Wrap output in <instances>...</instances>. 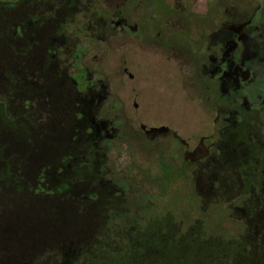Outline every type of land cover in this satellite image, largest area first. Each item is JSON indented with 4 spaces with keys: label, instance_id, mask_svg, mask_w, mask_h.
<instances>
[{
    "label": "rangeland",
    "instance_id": "obj_1",
    "mask_svg": "<svg viewBox=\"0 0 264 264\" xmlns=\"http://www.w3.org/2000/svg\"><path fill=\"white\" fill-rule=\"evenodd\" d=\"M0 7V25L20 24L16 40L0 26V96L19 84L21 101L35 100L16 126L48 155L60 132L62 152L66 138H88L67 192L48 189L68 182L71 168L31 165V182L44 178L48 188L38 187L42 204L32 203L38 211L50 205L44 199L56 205L39 218H48L51 233L64 227L62 264L73 258L68 247L83 248L71 264H264V149L251 141L262 134L264 142V0H0ZM238 24L259 47L245 64H233L234 54L208 36L230 38ZM7 103L14 114L19 102ZM219 117L218 134L238 151L227 187L216 173L203 180L186 166L174 138L144 135L165 126L191 144ZM8 123L6 137L17 142ZM8 196L2 216L23 203ZM1 240L0 259L34 264L30 245L11 243L9 253ZM47 253L48 244L36 255Z\"/></svg>",
    "mask_w": 264,
    "mask_h": 264
},
{
    "label": "trees",
    "instance_id": "obj_2",
    "mask_svg": "<svg viewBox=\"0 0 264 264\" xmlns=\"http://www.w3.org/2000/svg\"><path fill=\"white\" fill-rule=\"evenodd\" d=\"M0 26L2 27L3 31H6L8 33L9 38L12 39L14 38V40H16L17 37L19 36V35L15 36V34H13L15 31L14 29L15 26L20 34V24L13 26L12 25H0ZM3 44L2 42L0 44L2 48L4 47ZM5 60L3 59V61ZM15 77L18 76L13 75L10 81L11 84L14 83V86L17 84L16 83L17 80ZM16 87L18 89L21 88L19 84H17ZM16 87H10V89L8 90L9 91L8 94L0 96V127L2 131L0 135V151H1L0 152V201L3 200L4 195L8 192L9 196L11 197H14L16 194H20V198L23 203L19 204L18 206L9 205V207H12V210H10V212H8L7 214H4L5 216L4 215L2 216L0 212V243H2L1 239H3V243H4L3 245L6 246L7 250L9 249V253L12 252L11 243L13 247L15 245L25 244V243L30 245L31 246L30 248L32 249L31 253L33 254V256L36 257L34 260V264H37L39 260H43V264H53L52 262H54V260H56L58 264H62L63 263L62 261L65 260V256H66V255L63 256L65 251H64V246L62 245L63 243H61L62 240H60L63 238V236H61V238L57 236L61 234L58 233V231L63 230L64 227L62 226V229L56 227V230L58 231H56L55 233H51L49 231V228H47L49 222L48 218H46L47 211H50V209L54 210L56 208V205L51 203L49 200L44 199L43 201H46L50 204L45 208L43 205H40L42 204L40 198L36 199L35 196L33 195L34 193H37L38 187L47 188L46 187L47 184L45 183V185H41V183H43L45 180L44 178H42L43 176H41L42 178L41 180L38 179L31 182L30 178L31 176H34L33 175L34 169L31 168V165L34 166L38 165V167H41L40 169L48 170L50 166L48 165V163L50 164L54 163L55 164L54 166H56L58 165V161H60L62 167L67 166L71 168L69 172V177L67 178L68 182H60L52 190L47 188L48 191L49 190L54 191L55 188L59 187L64 192H67L68 191L67 189L70 188L71 182L73 180V176L77 174L76 167H80V165H76V164H80L82 157L88 154V151H90L87 142L88 138L85 140H83L82 138L81 139L82 144H79V140H80L79 136H76L75 138L73 137L68 138L69 139L68 142H66L67 141L66 138L65 144L67 146L66 147L67 149L62 152V150L57 148L58 146H62L61 143L64 141V138L61 136V132H60V137L58 139L60 144L58 143L57 145H55V143L53 144L55 145V147L50 155L43 154L41 150H43L42 148L44 146L43 147L41 146V142L38 143L40 140L39 139L36 141L33 140L29 133H27V135L24 134L25 132L24 128L16 126L21 122V118L25 117L24 111L27 110L29 111L33 109L35 106V100L33 99L34 95H32V97L26 100L21 101L22 98L19 95H17L18 92H20V90H17ZM42 92H44L43 89L42 90L37 89L36 92L34 93H38V95L41 96ZM15 96H17V100H14ZM9 100L12 102H17V104L19 102V104L16 105L17 107H15L14 109V114L9 113L8 103H7ZM48 108L51 109L52 106L49 105ZM4 116L8 119L7 122ZM48 116L50 117V114ZM26 120L28 121L29 119ZM5 123H8V125L11 126L10 128L14 127L15 132L20 134V137L16 138L17 142H12V141L9 142V140L7 139L6 137L7 128L4 125ZM68 133L69 131H67V134ZM82 135L84 136V134ZM68 136L69 134L67 135V137ZM46 142H48L49 144L50 143L49 139H47ZM34 146L37 147L38 150ZM58 157H60L59 160H57ZM71 159H74V161H71ZM82 182H85V180ZM76 183L77 182H75V184ZM81 188H82L81 191L86 190L85 189L86 187L84 185H82ZM36 201L40 203L39 204L40 212L38 211L37 204L34 205L32 203ZM32 206L33 208H29ZM41 209L45 212L44 214H42ZM25 210L29 211V214L27 215L28 217L25 214L21 215V213L24 212ZM30 214H32V216ZM40 214L46 217H42L40 219L39 218ZM6 216L9 217L7 218ZM45 231H47V234L43 233ZM69 236H71V234H69ZM93 238L94 239L92 240L94 241L95 237ZM27 240L29 241V243L27 242ZM47 244L50 253H47L45 256H41V254L37 256L36 253H40V251ZM229 244L234 246L236 243H229ZM66 249L68 250L70 249V253L73 254V258L69 260L68 264L75 263L76 259L81 255L83 250V248H75V247L74 248L68 247ZM9 257L10 256H8V259ZM5 260H6V256H4L3 259H0V264H9L6 263V261L8 260L6 261Z\"/></svg>",
    "mask_w": 264,
    "mask_h": 264
},
{
    "label": "flooded vegetation",
    "instance_id": "obj_3",
    "mask_svg": "<svg viewBox=\"0 0 264 264\" xmlns=\"http://www.w3.org/2000/svg\"><path fill=\"white\" fill-rule=\"evenodd\" d=\"M247 27L248 26L246 25L238 24L235 30L236 34L234 35L233 33H231L230 38H227L224 36V34H221L219 36L217 35L219 39H214V35L216 34L217 30L208 32V36L212 44L220 42L219 45H221L226 50V54L227 52L234 54V58L232 59L233 64L240 62H243V64H245L247 62L249 63L252 61V58L255 56V54H257V48H259L257 47L255 41L248 37V30H246ZM229 28H227L226 30H228ZM226 33H229V31H227ZM250 47L255 48L253 53L251 51L252 48ZM248 52L249 54L247 55ZM230 65L233 66L231 62L230 64L226 63V68H229ZM237 87L238 82L234 81L231 88L232 91H234V89ZM256 97H258V95ZM262 98H264V92L259 96V99ZM219 121L220 117L218 120L216 119L212 123V127L209 132L199 136L197 140L191 142V144L184 140L180 135H178L177 132L165 126H162L157 129H152L150 131H144V135L148 137L150 136L151 138H153V136L155 135L174 138L178 142V144H180V147L183 150L182 159L185 162L186 166H188L190 169L191 166H195L196 169H198L203 174L201 176L203 180L205 173H216L221 179L220 182H225V187H227V185L233 183L230 182L233 178L235 166L237 167L236 172H238L239 170V167L237 165L238 155L236 154L238 151H236L237 147L234 146L235 144L228 145L229 141H227L226 135H224L223 133L218 134L217 126L219 124ZM261 125L262 124L257 120L254 123V126L257 129H260ZM251 141H254L262 149H264L262 134L255 135L253 139H251ZM255 162L258 167V169L255 168V170L262 171V169L260 168V163L258 164V161ZM262 172H264V168ZM239 177L241 179L240 174ZM210 179L211 178H209V176L205 177V180L207 182H209Z\"/></svg>",
    "mask_w": 264,
    "mask_h": 264
}]
</instances>
